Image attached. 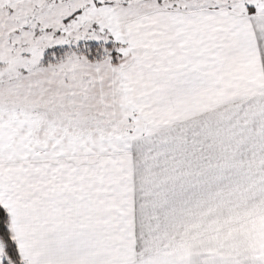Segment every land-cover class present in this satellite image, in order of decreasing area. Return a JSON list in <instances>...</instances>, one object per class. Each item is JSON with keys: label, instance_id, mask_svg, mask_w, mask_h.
Returning a JSON list of instances; mask_svg holds the SVG:
<instances>
[{"label": "snow or ice", "instance_id": "snow-or-ice-1", "mask_svg": "<svg viewBox=\"0 0 264 264\" xmlns=\"http://www.w3.org/2000/svg\"><path fill=\"white\" fill-rule=\"evenodd\" d=\"M0 264H264V0H0Z\"/></svg>", "mask_w": 264, "mask_h": 264}]
</instances>
